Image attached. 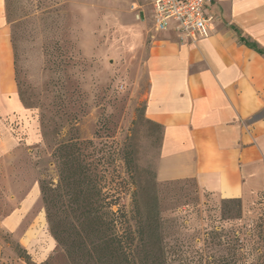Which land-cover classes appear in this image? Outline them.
Returning <instances> with one entry per match:
<instances>
[{
  "label": "rangeland",
  "instance_id": "374dc122",
  "mask_svg": "<svg viewBox=\"0 0 264 264\" xmlns=\"http://www.w3.org/2000/svg\"><path fill=\"white\" fill-rule=\"evenodd\" d=\"M115 1L8 0L15 82L31 107L12 114L6 126L0 122V141H15L7 151L0 145V222L28 197L32 206L16 231L0 228V264H26L16 245L30 264H68L55 241L47 252L52 236L39 187L58 181L51 154L61 139L93 142L88 152L100 159L102 192L112 195L119 174L128 173L130 192L121 201L128 214L132 197L139 209L157 202L167 264L230 257L232 239L241 240L247 224L264 217V192L237 206L202 193L191 180H155L160 140L144 117L143 38L157 31L142 27L131 8L119 9ZM43 130L47 143L39 142Z\"/></svg>",
  "mask_w": 264,
  "mask_h": 264
},
{
  "label": "crops",
  "instance_id": "0c3cea01",
  "mask_svg": "<svg viewBox=\"0 0 264 264\" xmlns=\"http://www.w3.org/2000/svg\"><path fill=\"white\" fill-rule=\"evenodd\" d=\"M115 2L131 8L142 27H153L152 0ZM5 3L0 0V122L6 126L24 108ZM206 6L204 14L212 17L207 37L181 40L173 22L167 31L141 37L147 40L144 117L160 127L155 179L191 180L219 199L247 204L264 192V0ZM13 143L0 141L1 150ZM31 206L29 197L23 200L0 228L16 231ZM46 241L49 252L54 240Z\"/></svg>",
  "mask_w": 264,
  "mask_h": 264
},
{
  "label": "trees",
  "instance_id": "16d2710c",
  "mask_svg": "<svg viewBox=\"0 0 264 264\" xmlns=\"http://www.w3.org/2000/svg\"><path fill=\"white\" fill-rule=\"evenodd\" d=\"M7 8L8 0L5 13L10 26L12 20L8 17ZM12 39L10 30L11 42ZM17 91L22 106L31 107L18 87ZM153 126L160 134V127ZM41 127H46L43 120ZM39 137V142H48L47 131L43 130ZM93 146V142L88 140L82 143L58 141L51 154L58 181L55 185L45 181L39 184L48 231L58 249L62 250L68 264H167L168 248L164 242L166 236L161 227L157 202L154 200L144 210L139 209L132 197L129 215L121 203L131 187L126 171L124 174L127 177L119 174L120 186L112 195L102 192L105 182L98 172L100 159L95 158L92 151L88 152ZM124 158L131 166L132 155L126 154ZM224 202L240 206L241 201ZM114 207L116 211H112ZM241 236V240L238 237L232 239L230 257L219 256L208 263L264 264V217L250 221ZM16 247L18 257L30 264L25 250ZM43 264L50 263L46 261Z\"/></svg>",
  "mask_w": 264,
  "mask_h": 264
},
{
  "label": "built area",
  "instance_id": "2783aa9c",
  "mask_svg": "<svg viewBox=\"0 0 264 264\" xmlns=\"http://www.w3.org/2000/svg\"><path fill=\"white\" fill-rule=\"evenodd\" d=\"M211 0H152L153 26L155 31H167L170 23L175 24L181 40L191 39L194 35L207 37L211 16L204 9Z\"/></svg>",
  "mask_w": 264,
  "mask_h": 264
}]
</instances>
